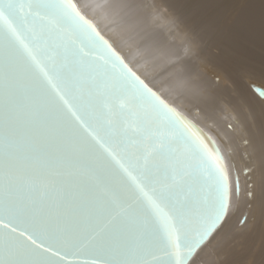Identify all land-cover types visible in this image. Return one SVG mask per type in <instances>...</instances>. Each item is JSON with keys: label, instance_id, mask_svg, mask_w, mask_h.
Masks as SVG:
<instances>
[{"label": "snow or ice", "instance_id": "snow-or-ice-1", "mask_svg": "<svg viewBox=\"0 0 264 264\" xmlns=\"http://www.w3.org/2000/svg\"><path fill=\"white\" fill-rule=\"evenodd\" d=\"M238 184L74 0H0V264H197Z\"/></svg>", "mask_w": 264, "mask_h": 264}, {"label": "bare ground", "instance_id": "bare-ground-1", "mask_svg": "<svg viewBox=\"0 0 264 264\" xmlns=\"http://www.w3.org/2000/svg\"><path fill=\"white\" fill-rule=\"evenodd\" d=\"M78 1L130 66L216 140L239 181L197 264H264V0ZM241 18L242 30L226 26Z\"/></svg>", "mask_w": 264, "mask_h": 264}, {"label": "water", "instance_id": "water-1", "mask_svg": "<svg viewBox=\"0 0 264 264\" xmlns=\"http://www.w3.org/2000/svg\"><path fill=\"white\" fill-rule=\"evenodd\" d=\"M74 2L77 4V7L80 10L81 14L96 27V30L99 31L101 36H103L106 40H108L113 45L115 50L123 57L124 61L127 64H129V66H130L129 60H127L125 58V56L117 49V47L109 39V37L104 34V32L98 26L97 22H95L90 16H87V14L82 10L79 1L78 0H74ZM132 70L134 72H136L139 75V77L143 81H145L155 92H157L160 97H162L169 105H171L177 112H179L185 118L186 122L188 123L189 127L191 128V131L193 133H195V135L198 136L200 139H202L208 145V147L213 151V153L215 155H218L224 161V163H225V165L227 167L230 185H232V179H231V174H230V170H229V166H228L227 160H226V158L224 156V153L222 152L219 144L216 142V140L199 123H197L194 119H192L190 116H188L182 110H180L177 106H175L173 103H171L169 100H167L164 96H162V94H160L159 91H157L155 88H153V86H151L134 68H132ZM231 199H232V195L230 196V199H229V202H228V205H227V214H228V211H229V208H230ZM70 259H75V260H79V261L83 262L85 260H90L91 257H89L87 255H81V256H78V257H72Z\"/></svg>", "mask_w": 264, "mask_h": 264}]
</instances>
